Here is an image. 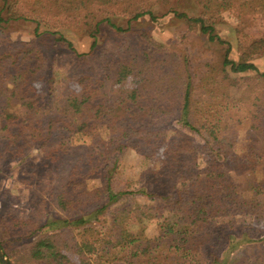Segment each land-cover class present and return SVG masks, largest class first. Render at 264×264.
<instances>
[{"label":"trees","instance_id":"1","mask_svg":"<svg viewBox=\"0 0 264 264\" xmlns=\"http://www.w3.org/2000/svg\"><path fill=\"white\" fill-rule=\"evenodd\" d=\"M2 1L0 31L4 30L2 13L7 12L4 4L8 0ZM165 1L119 0L116 4L129 14L123 26L94 13L92 5L100 4L98 0H25L35 12L79 20L73 27L92 39L87 52H77L70 40L58 37L74 64L96 51L102 24L119 41L104 61L113 66V78L107 64L101 72L91 65L59 72L33 43L1 41L0 163L21 160L32 150L57 168L73 160L53 193V202L63 215L47 218L32 232L23 218L12 220L14 227L28 228L35 239L19 255H9L10 264H264L262 250L254 247L256 242L245 231L236 232L244 251L237 250L239 242H231L234 237L229 241L228 235L223 237L226 254L221 256L223 251L219 253L216 246L221 236H216L215 225L225 218L232 231L237 214L264 218V165L239 159L233 170L247 177L239 184L226 164L244 119L249 120L252 156L264 157V70L253 61L264 53V31L241 33L235 60L215 28L216 18L229 8L230 1L194 0L201 6L198 15L175 10V16L224 49L218 60L178 54L155 42L146 31L133 29L139 18H153L154 6ZM105 3L113 5L112 0ZM246 5L264 15V0H249ZM129 75L136 78L135 85L120 88L110 100L109 83ZM71 80L76 88L69 84ZM37 81L44 83L41 89ZM172 120L180 127L171 124ZM194 135L210 151L203 166L198 163L199 143ZM73 137L87 140L72 147ZM126 147L145 157L161 149L152 174L155 184L165 190L135 189L155 203L119 207L111 212L105 227L100 216L132 187L117 170ZM258 168L262 177L251 178ZM93 169L102 176L99 196L104 199L94 207L77 196ZM132 210L138 222L158 219V235L147 236L143 226L128 229Z\"/></svg>","mask_w":264,"mask_h":264},{"label":"rangeland","instance_id":"2","mask_svg":"<svg viewBox=\"0 0 264 264\" xmlns=\"http://www.w3.org/2000/svg\"><path fill=\"white\" fill-rule=\"evenodd\" d=\"M98 1L102 4L93 3L92 5L95 14L106 17L113 23L126 25L129 14L122 12L120 5L116 4L119 0H112L113 5L105 3L107 0ZM229 1V8L223 10L216 18L215 28L220 37L228 42L230 57L238 60L239 41L237 37L241 33L248 31H264V15L254 10L250 5H246L249 0ZM7 4V6L4 4L7 12L4 11L2 13L4 30L0 31V44L5 38L31 42L45 53L50 60L51 66H58L59 72L64 70L73 72L89 65L96 67L101 72L105 68V64H107L106 69H108L111 78H113V66L109 63H104V61L111 57L119 37L113 33L109 26L106 24L101 25L100 36L97 39V49L93 55L84 61L76 59L77 64H74L65 44L58 40V37L62 35L70 40L77 52H87L92 39L87 34L79 33L73 27L79 21L78 19L60 14L35 12L25 0H8ZM175 10L179 13H186L189 16L198 15L201 6L194 0H166L154 6L155 14L153 18L145 15L139 18L138 22H132L133 29L138 30L136 31L137 33L141 30L146 31L147 35L155 42L168 50L178 52V54L195 53L201 55L204 59H220L224 46L215 45L207 41L205 36H200L186 24L185 19L175 16ZM8 17L11 19H8ZM253 61L264 70V53ZM62 76H64V73L60 77ZM136 81V78L129 75L121 82L112 85L109 83L108 88L112 89L108 95L109 99L114 100L120 88L135 85ZM35 83L39 89L44 85L42 81ZM69 84L71 87L76 88L73 80ZM16 111L20 112L19 109H16ZM171 124H176V121L172 120ZM176 125L180 127L179 124ZM248 125L249 120L244 119L238 126V134L226 159L229 174L239 184L245 183L247 178L246 175L236 174L233 170L235 163L239 159L249 158L259 166L264 165V157L255 158L251 154L250 140L247 137ZM184 132L193 136L185 129ZM194 138L199 143L197 152L199 155L198 163L203 166L208 160L210 151L202 145V141L198 136L194 135ZM85 140L87 138L73 137L69 141V146L73 147ZM160 153L161 149L157 150L153 156L145 157L127 147L121 151L117 170L124 180L131 182L132 187L129 190H125L127 192L100 216L99 221L105 227L110 222L111 212L119 207L125 205L134 207L135 204L138 206L155 203L153 199L134 192L135 189L147 187L149 189L165 190L163 185H160L159 188L155 184L152 174V170L159 165ZM72 161L70 158L62 168H57L50 163L48 164L41 157L39 151L32 150L21 160H5L0 163V242L7 259L9 255L11 257L19 255L20 251L32 245L35 239L34 235L28 234V228L24 230L14 227L12 224L13 219L23 218L30 225L29 230L32 232L34 227L40 226L47 218L63 215L62 211L53 202V193L57 192L59 181L66 175V169H68L69 163ZM250 177L256 180L260 179L262 177L260 168L251 173ZM102 185L100 172L97 169L90 170L87 174L86 186L78 191L77 196H83L84 200L92 202V207H94L97 202H104V199L99 196V189ZM117 188H119V185ZM234 218L238 222L237 226H234L235 230H232L234 231L233 233L229 230L230 228L225 218L216 221V236H221V239L216 241V246L219 253L223 251L221 256L226 254L224 252L225 241H223V237L225 238L229 235V241H231V237H234L231 242H239L237 244V250H239L242 241H240L241 236L236 232L242 233V231H245L256 242L254 247L262 250L261 253L264 255V218L257 219L244 214H237ZM95 223L92 220V224ZM140 226H143L147 236L152 238L158 235V219H145L142 222H138L135 219L134 211H130L127 220L128 229L135 231ZM68 232L69 234L72 233L70 230ZM243 251L244 249H240V252ZM73 258L77 259L75 255ZM219 264H224V261Z\"/></svg>","mask_w":264,"mask_h":264},{"label":"water","instance_id":"3","mask_svg":"<svg viewBox=\"0 0 264 264\" xmlns=\"http://www.w3.org/2000/svg\"><path fill=\"white\" fill-rule=\"evenodd\" d=\"M0 264H10L0 243Z\"/></svg>","mask_w":264,"mask_h":264}]
</instances>
